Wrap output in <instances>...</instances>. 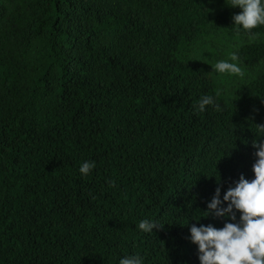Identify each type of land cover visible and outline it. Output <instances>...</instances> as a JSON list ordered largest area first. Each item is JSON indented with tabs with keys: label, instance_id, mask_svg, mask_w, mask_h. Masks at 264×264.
Instances as JSON below:
<instances>
[{
	"label": "trees",
	"instance_id": "trees-1",
	"mask_svg": "<svg viewBox=\"0 0 264 264\" xmlns=\"http://www.w3.org/2000/svg\"><path fill=\"white\" fill-rule=\"evenodd\" d=\"M241 12L210 0H0V264H201L190 228L239 221L207 205L255 178L252 142L264 143V39L235 49L260 69L232 99L193 57L212 29L263 35L264 24L234 25ZM205 95L221 110L199 112ZM145 219L160 226L144 232Z\"/></svg>",
	"mask_w": 264,
	"mask_h": 264
},
{
	"label": "clouds",
	"instance_id": "clouds-1",
	"mask_svg": "<svg viewBox=\"0 0 264 264\" xmlns=\"http://www.w3.org/2000/svg\"><path fill=\"white\" fill-rule=\"evenodd\" d=\"M229 5L242 9L241 13L233 16L234 25L251 30L258 24H264L261 0H231ZM231 59L235 61L238 57L233 53ZM214 70L243 75L237 64L225 60L218 61ZM207 105H212L216 111L221 110L214 98L208 95L201 97L197 110L203 112ZM259 127L264 129V126ZM252 146L258 148L253 165L255 178L249 181L241 174L235 186L225 192L223 201L218 187L207 205V215L227 216L232 221H236L234 209L238 210L241 213L239 221L226 223L222 229L211 224L200 227L193 225L190 228L191 241L198 245L201 264H264V143L258 144L254 140ZM94 167V162H84L80 166V173L88 175ZM223 202H228L226 208L221 207ZM158 225L145 219L139 222L138 228L152 232ZM120 264H142V258L139 255L127 256L120 260Z\"/></svg>",
	"mask_w": 264,
	"mask_h": 264
},
{
	"label": "rangeland",
	"instance_id": "rangeland-1",
	"mask_svg": "<svg viewBox=\"0 0 264 264\" xmlns=\"http://www.w3.org/2000/svg\"><path fill=\"white\" fill-rule=\"evenodd\" d=\"M213 10H220L224 7L231 6V0H210ZM254 39H264V34L257 38L243 37L233 34L223 29H212L210 33L199 39L194 47L193 57L195 60L201 61L209 66L212 76L219 85L220 90L229 98H234L233 89L249 79L253 78L257 68H246L238 60L231 59L235 49L245 42ZM221 60L235 63L242 69L243 75L230 74L228 72L219 73L214 70V65Z\"/></svg>",
	"mask_w": 264,
	"mask_h": 264
}]
</instances>
